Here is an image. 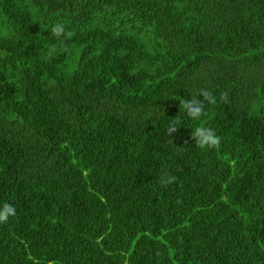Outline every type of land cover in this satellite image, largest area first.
Here are the masks:
<instances>
[{
  "label": "trees",
  "instance_id": "16d2710c",
  "mask_svg": "<svg viewBox=\"0 0 264 264\" xmlns=\"http://www.w3.org/2000/svg\"><path fill=\"white\" fill-rule=\"evenodd\" d=\"M5 202L0 264H264V0H0Z\"/></svg>",
  "mask_w": 264,
  "mask_h": 264
},
{
  "label": "clouds",
  "instance_id": "9594fccd",
  "mask_svg": "<svg viewBox=\"0 0 264 264\" xmlns=\"http://www.w3.org/2000/svg\"><path fill=\"white\" fill-rule=\"evenodd\" d=\"M51 35L59 39L62 36L70 35L66 32L65 25L62 22L54 23L51 27ZM55 46H52L49 51L51 55L55 51ZM202 96V100L197 99V96ZM226 99V94H224ZM180 109H183L185 114L192 120L199 121L203 116L206 115L205 107L206 103L209 105L216 104L217 100L213 93L208 89L198 90L195 97H192L191 100L179 99ZM178 121L173 120V123L169 126L167 133L171 135L175 133L179 127L176 126ZM191 138L195 141V146L201 150L207 149H217L221 144V138L217 135L216 131L208 126H197L191 133ZM175 176H163L160 179V184L162 186H167L175 182ZM16 215V208L7 202L3 205H0V224L8 223L11 217Z\"/></svg>",
  "mask_w": 264,
  "mask_h": 264
}]
</instances>
